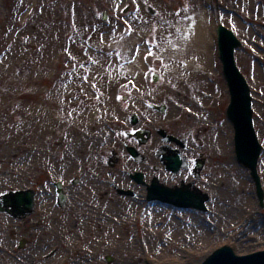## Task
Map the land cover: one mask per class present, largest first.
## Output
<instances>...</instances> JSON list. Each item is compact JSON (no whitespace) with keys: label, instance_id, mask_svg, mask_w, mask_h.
Segmentation results:
<instances>
[{"label":"rangeland","instance_id":"obj_1","mask_svg":"<svg viewBox=\"0 0 264 264\" xmlns=\"http://www.w3.org/2000/svg\"><path fill=\"white\" fill-rule=\"evenodd\" d=\"M250 1L254 2L256 9L250 7L249 0H148L152 8L145 7L142 0H138L141 12L135 13L132 0H123L120 4L123 11L114 9L120 0H0V111H7L10 120H14L21 108L24 109L22 114L44 111L50 121L46 128L28 130L23 126L22 156L6 166V169L20 172L18 181L2 170L3 165L0 166V196L23 189H34L37 194L34 213L25 218H16L7 211L0 212V227L6 245L1 255L10 264H48L44 260L53 253L40 258L46 249V239L40 241L33 235L39 230V222L45 218L50 206L58 208L65 218L72 216L77 221H82L87 209H91L96 222H110L124 234L147 233L159 222L165 224L167 243L181 246L179 250L164 249L155 256L149 252L150 257L155 258L152 264H200L224 245H229L237 255L264 250V207L260 206L250 170L236 158L234 127L226 115L230 95L218 55L216 35L217 26L223 24L242 41V47L236 51V62L252 88L255 128L263 145L258 172L264 189V0ZM202 4H206L215 23L213 41L218 70L215 81L224 84L222 96L213 99L203 96L194 87L190 73L182 70L189 62L181 56L175 58L159 53V60L149 57L142 66L128 68L129 63H124L113 70L109 67L103 69L102 64L92 62L97 57L96 49L104 45V39L100 40L101 32L105 34L116 26L115 32L124 34L120 27L123 19H117L124 13L141 16L145 41L156 36L163 21L178 18L193 6ZM177 12L180 15H176ZM104 14L106 19H103ZM51 18L56 22L51 34L53 44L49 45L45 43L44 29L50 25ZM149 30L151 36H148ZM36 34L38 36L34 37ZM113 34L111 40L118 42L112 46V53L117 58L120 56L117 53H125L124 48L132 39L124 37L122 40L120 37L118 40ZM29 35L31 38L26 43H17V37ZM13 36L15 39L10 41ZM38 61L50 64L45 72L34 71ZM149 68L161 73L165 84L174 81L175 87L186 89L187 98L195 104L193 109L186 111L187 115L209 124L211 135L216 139L211 172L201 183V189L210 196L206 211L171 205L169 209L163 207V212L160 208L156 209L160 212H156L157 207L141 200L121 197L113 203V195H107V192L115 194L108 181L116 177L115 171L122 172L123 169L121 164L109 165L106 156L114 157L110 151L101 154L95 149L96 141L92 139L89 125L92 113L106 118L102 115L113 109L106 103L110 102L109 94L116 85L140 77L129 73L149 71ZM85 75L88 81L81 83L80 78ZM59 93H73L72 99L78 104L72 109L66 102L49 103L45 100ZM225 120L230 131L225 127ZM84 129L88 130L86 135L91 141L80 139L79 130ZM130 143L136 144L135 141ZM109 145L115 147L112 142ZM233 168H239L244 175L241 193L235 187ZM118 172L117 182L125 187L126 176ZM225 175L227 182L223 181ZM75 177H81L80 184L72 183ZM58 181L62 182L68 196L64 207L57 202L55 183ZM155 216L158 219L153 222ZM188 237L194 239L187 241ZM114 247L111 245L112 251H103L100 256L102 264H123L122 252L128 248Z\"/></svg>","mask_w":264,"mask_h":264},{"label":"bare ground","instance_id":"obj_2","mask_svg":"<svg viewBox=\"0 0 264 264\" xmlns=\"http://www.w3.org/2000/svg\"><path fill=\"white\" fill-rule=\"evenodd\" d=\"M248 3L251 8L256 9L254 2L249 0ZM55 22L56 20L51 18L50 25L45 26L44 29L46 33L44 36L46 39L45 43L49 45L53 44L51 34ZM164 22L166 24L163 25L162 23ZM162 23L159 24L158 28L160 31L155 36V43L158 47L153 49V51L156 54L163 53L166 56L175 58L178 56L184 57L189 62V65L185 68L183 67L182 70L190 73L189 78L192 79L194 87L198 88L199 92L205 97L210 96L213 99L222 96L225 91L224 84H218L215 81L218 75L213 41L215 23L210 18L209 9H207L206 4L195 5L184 15L178 18H172L169 21H163ZM142 24L140 20L135 21L131 36H124L123 33H117L111 30L106 31L103 36L104 45L102 46L105 51L109 50L110 45L112 52V46L118 42L117 40H111L113 33H115L113 36H117L118 40L122 36L126 40L127 38L128 40H132L130 44L125 46V53L123 54L122 52V56L118 55L119 57L115 58V55L112 53L108 63H104L103 56H100V65H103V69L105 67H109L110 69L117 68L124 63H129L128 68L135 67L136 65L142 66L146 63L143 60V57L147 55V51L143 44L144 38L142 35L144 34L145 28H142ZM35 36L38 35L36 34ZM15 37L13 36L10 41H13ZM30 38L31 35L17 37V43H26ZM137 44L141 45L140 54L136 56L134 63H130V57L131 55H135V47ZM49 66V63H40L38 61L37 65L34 66V71L37 73L45 72ZM204 88L207 90H204ZM72 98L73 93H59L45 98V100L49 101V103L66 102V105L73 109L78 102L73 101ZM6 112L5 110L0 111V166L3 165L4 168L2 170L5 172L8 171L13 176V180L18 181L21 175L20 172L15 169H6V166L18 161L22 156L24 148L22 145L21 131L23 126L28 130H33V128H46L50 123L49 115L44 111L22 114L24 109L21 108L14 116V120H10L6 116ZM225 123V127H229L230 131V125L227 124V120H225ZM224 132L226 133L227 130L225 129ZM158 142L156 141L155 144H158ZM226 168L227 164H225V172L227 174L229 171ZM241 172L242 170L239 168H233V173L236 174L234 183L238 192L241 191V180L244 178ZM1 180L6 181L4 178ZM223 181L227 182L226 175ZM110 194V192H107L108 196ZM153 205L157 207L154 209L156 212H160L156 210L159 208L161 212H163V207H166V209L170 208L161 202H156ZM121 213H123V210ZM94 216L93 210L87 209L85 215L82 216V221H77L76 219H72V216L65 218L56 207H47V214L39 222V230L33 235L40 241L46 239V249L40 254V258H46L49 253H53L50 258L44 260L48 264H102L100 256L103 251H112L110 250L111 245H115L114 249L117 245H120V248H128L127 251L124 250L122 252L123 264H152L155 262V258L150 257L149 252L155 256L157 253L163 252L164 249L179 250L181 246V244L174 246L172 242L167 243L166 232L168 229L164 227L165 224L163 225L160 222L147 233L137 232L136 234H124L118 232L116 226L110 222H96L94 219L96 217ZM157 219V216H155L153 222ZM10 230L12 231V229ZM3 232L2 227H0V264H10L1 255V253H4L6 247L3 243L5 238ZM192 239L194 237L186 238L187 241ZM147 241H150V243L146 244ZM25 264L27 263L25 262Z\"/></svg>","mask_w":264,"mask_h":264},{"label":"flooded vegetation","instance_id":"obj_3","mask_svg":"<svg viewBox=\"0 0 264 264\" xmlns=\"http://www.w3.org/2000/svg\"><path fill=\"white\" fill-rule=\"evenodd\" d=\"M154 73H129L140 77L119 82L109 94L110 102L106 103L108 107L112 105V111L109 109L102 115L106 118L92 113L89 124L92 139L96 141L95 149L101 154L110 151L114 155L110 161V156H106L109 165H122V172L118 171L126 176L125 189L137 193L136 199L145 204L159 202L148 200L150 187L193 192L201 189L216 153V139L211 135L209 124L186 113L195 107L187 98L186 89L175 87L174 81L165 84L162 74ZM87 129L79 130V137L91 141L86 135ZM132 141L136 144L130 143ZM111 142L115 147L109 145ZM133 150L138 156H134ZM176 156H179V172L172 170L170 157ZM118 171H115L116 177L108 181L115 192L111 193L113 203L121 198ZM138 173L143 175L142 182L135 177ZM77 179L80 184L81 177Z\"/></svg>","mask_w":264,"mask_h":264},{"label":"water","instance_id":"obj_4","mask_svg":"<svg viewBox=\"0 0 264 264\" xmlns=\"http://www.w3.org/2000/svg\"><path fill=\"white\" fill-rule=\"evenodd\" d=\"M217 32L219 55L223 63V72L231 95L227 114L235 129L237 159L239 163L251 170L260 203L263 205L264 191L257 171L262 145L259 142L254 127L253 97L251 95V88L235 60V50L242 43L232 30L223 25L218 26ZM178 157H170L174 162H172V168H178ZM56 187L58 189V202L60 205H64L66 195L63 191L62 184L59 182L56 184ZM155 192L158 195L151 196L150 198L172 200L179 206H192L202 210H206V201L209 199L208 194L203 191L193 193L178 190L173 193H168L165 190L156 188ZM165 193L170 194L173 198H169L170 196L168 197ZM35 195V191L31 189L7 193L0 197V211L5 206L8 208L7 211L15 217H25L34 211ZM201 264H264V251L245 256H237L230 246L225 245L212 252Z\"/></svg>","mask_w":264,"mask_h":264},{"label":"snow or ice","instance_id":"obj_5","mask_svg":"<svg viewBox=\"0 0 264 264\" xmlns=\"http://www.w3.org/2000/svg\"><path fill=\"white\" fill-rule=\"evenodd\" d=\"M132 2L135 5L134 12L140 13L141 12V3L138 2V0H132ZM142 2H143V5L145 7H148V8L153 7V5L148 3V0H142ZM122 3H123V0H120V3H117L114 5V9L118 10V11H123L120 8V4H122ZM125 7H127V6H125ZM176 15H180V13L177 12ZM129 16H131V19L128 18ZM117 19L118 20L123 19V24L120 25V27L123 28L124 36H131L132 32H133V23L135 21H139L141 19V16L135 15L132 12H128V13H124L123 17H117ZM144 23L147 24L148 22L145 21ZM115 30H116V26H113L111 31H115ZM141 31H143V29H141ZM189 35H191V34H189ZM103 36H104V34H103V32H101V34H100V40L101 41H103ZM148 36H151V30H149ZM123 39H124V37L122 36V40ZM154 40H155V37H152L151 39H145V41H144V46H145L146 51H147V55H145L143 57V60L145 62L149 61V57H152L154 60H159V57L157 56L156 52L153 51V49L158 47V45L156 43H154ZM140 48H141V45L137 44L135 47V55H131V57H130V61H129L130 63L135 62L136 56H138L140 54ZM96 53H97V58L94 61H92L93 63L100 64V62H101L100 56H103L104 63H108L111 56H112L111 46L109 45L108 51H105L103 48H97ZM117 55L122 56L121 53H117ZM81 66L84 67L85 65H81ZM149 72L155 74L154 70L151 68H149ZM80 79H81V83H85L88 81V76L85 75V76L81 77ZM92 87L93 88L96 87L95 83L92 84ZM118 99H119V97H118ZM68 115H71V112H68Z\"/></svg>","mask_w":264,"mask_h":264}]
</instances>
